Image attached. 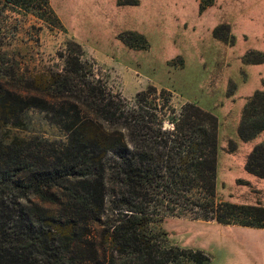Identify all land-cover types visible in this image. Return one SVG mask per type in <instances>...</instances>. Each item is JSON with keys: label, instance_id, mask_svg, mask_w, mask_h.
Segmentation results:
<instances>
[{"label": "trees", "instance_id": "16d2710c", "mask_svg": "<svg viewBox=\"0 0 264 264\" xmlns=\"http://www.w3.org/2000/svg\"><path fill=\"white\" fill-rule=\"evenodd\" d=\"M0 1L60 22L51 0ZM62 56V69L29 76L0 66V264H207L205 252L168 242L159 222L176 211L264 228V207L217 199L216 115L192 102L178 112L169 91L154 85L124 98L74 40ZM30 110L44 112L64 137L6 136ZM263 130L258 90L239 136ZM247 170L264 178V146Z\"/></svg>", "mask_w": 264, "mask_h": 264}, {"label": "rangeland", "instance_id": "374dc122", "mask_svg": "<svg viewBox=\"0 0 264 264\" xmlns=\"http://www.w3.org/2000/svg\"><path fill=\"white\" fill-rule=\"evenodd\" d=\"M134 1L51 0L59 23L0 1V66L24 76L62 69V55L74 40L97 76L124 98L154 85L169 91L178 112L197 104L219 120L217 199L264 207V178L247 170L252 151L264 146V130L247 141L239 136L247 103L264 91V0H214L204 9L209 0L127 3ZM134 33L145 37L146 48ZM128 38L138 46L125 43ZM24 119L6 136L64 137L44 112L30 110ZM159 226L169 243L205 252L207 264H249L251 252L264 264V253L256 254L259 238L246 227L180 211Z\"/></svg>", "mask_w": 264, "mask_h": 264}, {"label": "crops", "instance_id": "0c3cea01", "mask_svg": "<svg viewBox=\"0 0 264 264\" xmlns=\"http://www.w3.org/2000/svg\"><path fill=\"white\" fill-rule=\"evenodd\" d=\"M220 225H224V224H220ZM237 226H239V225H237ZM242 227H246V228L250 229L249 231H252V233L251 232H247V233H249L251 236H258L259 239L256 241V245H257L258 250H257L256 254L262 255L264 253V228L247 227V226H242ZM254 256H255L254 252H253V254H252V252H251V254H248V258L250 257V262H248L249 264H258V262L256 263L254 261Z\"/></svg>", "mask_w": 264, "mask_h": 264}]
</instances>
